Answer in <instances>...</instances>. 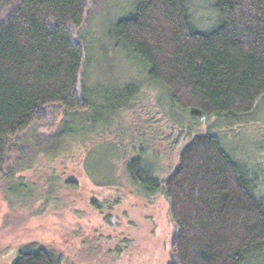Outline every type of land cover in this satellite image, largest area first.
<instances>
[{
  "label": "trees",
  "instance_id": "trees-1",
  "mask_svg": "<svg viewBox=\"0 0 264 264\" xmlns=\"http://www.w3.org/2000/svg\"><path fill=\"white\" fill-rule=\"evenodd\" d=\"M87 1L0 0V176L10 193L22 176L13 166H3L11 151L21 154L22 135L29 137L37 154L52 159L65 151L66 138L76 133L62 120L50 132L41 123L52 104L64 107L65 115L86 106L78 90L85 46L74 40L72 28L84 25ZM110 33L115 48L134 55L147 80L165 89V115L174 128L169 137L176 142L186 135L170 174L156 172L152 136L151 152L139 147L125 157L118 172L110 169L101 178L125 195L100 203L92 199L87 206L107 226L114 220L118 224L121 246L111 240L110 228L102 229L100 252L126 248L135 257L127 237L151 230L148 208L162 195L175 228L172 252L163 264H264L262 163L234 159L214 130L192 135L183 120L218 117L229 127L259 112L264 100V0H135ZM128 84L123 93L102 99L106 130L119 111L131 107L128 96L134 98L142 85ZM91 122L89 129L98 124ZM260 147L263 152L264 135ZM78 183L67 179L63 185L76 190ZM60 244L61 253L42 243L40 235H20L0 239V251L22 246L12 264H66L62 258L73 256V249L66 238Z\"/></svg>",
  "mask_w": 264,
  "mask_h": 264
},
{
  "label": "rangeland",
  "instance_id": "rangeland-1",
  "mask_svg": "<svg viewBox=\"0 0 264 264\" xmlns=\"http://www.w3.org/2000/svg\"><path fill=\"white\" fill-rule=\"evenodd\" d=\"M87 2L84 25L80 29L72 28L74 40L85 46V69L78 90L83 92L86 106L83 110L66 115L64 107L58 104L46 107L47 115L41 123L44 131H53L61 120L65 127L76 131L66 138L67 148L57 158L37 154L28 142L29 137L24 135L19 144L21 154L11 151L8 155L3 170L13 166L15 174L22 178L15 182L16 186L9 190L10 193L6 189V181L0 176V239L40 235L42 243L59 252L61 249L58 250V247L66 238L73 249V256L62 258L66 264H151L152 261L154 264H163L172 252L171 238L175 232L164 196L156 195L148 208L151 230L128 235L126 245L135 251V257L132 258L126 248H120L118 252H100L103 244L101 241L104 240L102 229L106 231L110 228L113 232L111 240L120 245L121 237L116 228L118 224L113 219L107 226L87 206L92 199L100 203L122 196L121 189L107 186L103 183V177L110 173V169L113 173L118 172L124 159H127L125 157L137 152L139 147H146L147 153L151 152L149 145L152 136V146L157 153L156 172L162 177L170 174L176 163L179 145L184 142L186 134L175 138L178 139L176 142L169 137L174 128L165 115L164 109H168L169 104L165 89L147 80L143 65L134 55L124 48H115L111 27L115 20L131 12L135 0ZM139 82L142 85L136 96H128L127 104L131 103V107L119 111L113 124L106 130V120L101 113L102 99L117 96V92L123 93L130 86L128 83ZM174 110L177 116L183 118L180 110ZM258 111L250 119L240 120L229 127L227 120L219 121L218 117H207L196 123L186 120V117L183 120L189 134L211 128L220 136L223 148L234 159L241 161L244 157L251 162L255 160L262 163L263 167L260 168L264 171V151H260L264 135V123L261 122L264 118V100ZM91 121L98 124L89 129L87 126H92ZM143 131L141 140L136 141L135 138L141 136ZM111 148L113 154L109 153ZM67 179H79L78 188L74 190L65 187L63 183ZM143 235L145 239H139ZM21 247L17 245L0 251V264H12ZM125 256L127 259L124 261Z\"/></svg>",
  "mask_w": 264,
  "mask_h": 264
}]
</instances>
